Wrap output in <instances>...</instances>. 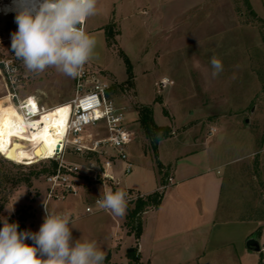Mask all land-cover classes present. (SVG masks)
<instances>
[{"label": "rangeland", "instance_id": "374dc122", "mask_svg": "<svg viewBox=\"0 0 264 264\" xmlns=\"http://www.w3.org/2000/svg\"><path fill=\"white\" fill-rule=\"evenodd\" d=\"M8 1L0 0L1 7ZM158 2L151 5L148 0H97V12L88 17L86 28L97 44L93 57L80 70V74L85 73L81 79L80 74L70 78L51 67L39 75L27 71L11 51V34L18 27L15 15L4 16L2 9L0 68L5 67L2 62H10L13 72H0V131L13 135L11 131L16 128L13 118L24 129L15 116L20 109L19 102L10 100L8 88L20 100L31 98L26 102L33 106L30 111L38 107L36 98L49 111L71 106L78 89L82 87L81 94H85L93 89L96 81L110 86L108 99L124 115L128 102L138 112L143 105L155 104L156 124L169 128L171 134H180L164 143V154L172 147L181 154L187 149L195 151L199 148L184 145L197 141V134H210L213 127L217 128L207 149L213 162L224 165L227 174L225 208L256 209L255 214L261 221L257 241L264 264V0ZM106 31H109L108 38ZM213 55L223 63V71L216 78L211 76L209 63ZM124 56L132 65V79ZM162 80L169 81L166 89L161 87ZM40 117L32 120L37 122ZM126 124L131 131L142 133L149 140V161L157 165L153 144L140 121L137 125L134 119L127 118ZM107 134L103 123L87 127L84 133L94 139H103ZM65 159L87 167L92 158L67 152ZM97 159V177L86 169L76 175L78 197L53 199L48 206L68 213L81 204L78 211L70 213L74 217L73 240L95 242L104 252L115 240L116 224L120 223L126 234L131 229L126 219L129 205L124 216H116L117 220L111 212L86 213V207L100 197L99 191L104 185L113 191L119 190L103 179V164ZM58 160L25 165L0 154V216L9 217V222H18L20 231L37 232L45 215L47 176L52 173V162ZM239 173L242 179L236 177ZM146 177L134 167L131 174L124 176L122 187H137L138 180ZM6 207H14L11 215ZM248 214L249 210L232 219Z\"/></svg>", "mask_w": 264, "mask_h": 264}, {"label": "crops", "instance_id": "0c3cea01", "mask_svg": "<svg viewBox=\"0 0 264 264\" xmlns=\"http://www.w3.org/2000/svg\"><path fill=\"white\" fill-rule=\"evenodd\" d=\"M148 2L151 5L159 4L158 0ZM87 23L88 18L82 25L85 31ZM128 103L125 119L132 118L138 125L139 112L132 110L131 102ZM127 127L130 130L128 124ZM217 132V128L213 127L210 134H197V141L184 145L186 148H199L195 151L187 149L181 154L172 147L169 153L164 154V143L180 135L170 134L158 145L155 165L149 161V140L142 133L134 131V142L128 148L130 162L133 169L136 167L138 173H145L147 177L138 180L137 187H122L123 178L128 175L125 173L127 165L118 162L109 171L115 178V182L110 184L118 182L116 187L119 190L133 191L144 197L158 191L163 192L164 197L158 208L143 214V233L139 240L134 234L123 232L120 223L116 224L115 240L104 251V264H130L127 252L137 245L140 264H262V251L254 252L248 248L251 240H259L261 221L255 214L256 209L246 206L225 208L227 174L224 165L213 162L211 152L207 149ZM236 177L242 179V174ZM104 187L110 188L107 185ZM80 206L78 204L71 211H78ZM247 210L248 215L232 219L234 215Z\"/></svg>", "mask_w": 264, "mask_h": 264}, {"label": "clouds", "instance_id": "9594fccd", "mask_svg": "<svg viewBox=\"0 0 264 264\" xmlns=\"http://www.w3.org/2000/svg\"><path fill=\"white\" fill-rule=\"evenodd\" d=\"M4 11L16 14L11 51L27 71L39 75L51 67L75 78L93 57L97 41L81 25L96 14L97 0H12ZM209 63L216 78L223 63L215 55ZM101 193L99 207L124 216L126 192L103 186ZM43 207L45 215L37 232L20 231L18 222L0 216V264H104L105 253L95 242L73 240L70 215L51 210L45 200ZM6 210L11 215L14 207Z\"/></svg>", "mask_w": 264, "mask_h": 264}, {"label": "built area", "instance_id": "2783aa9c", "mask_svg": "<svg viewBox=\"0 0 264 264\" xmlns=\"http://www.w3.org/2000/svg\"><path fill=\"white\" fill-rule=\"evenodd\" d=\"M2 64L5 65V67L0 68V72L2 70L7 74L13 72V67L10 62H2ZM84 76L85 73H81L79 77L81 79ZM168 86V80L161 81V87L163 89H166ZM109 89L110 86L107 84H104L101 81H96L93 89L87 91L85 94H81L83 88L80 87L76 98L70 102L72 110L68 123L66 142L57 154L50 158H58L59 164L56 172L47 176V204L53 199L63 201L67 199L68 196L78 197L80 192L75 177L76 175L81 174L83 169H86L88 173H95V177H97L99 163L98 161H95L96 158L101 160L103 164L102 176L107 182H115L114 176L109 171L113 170L118 162L126 163V174L132 172L133 165L130 162L128 148L134 142L135 133L128 129L125 115L108 99ZM8 91L10 100L12 102H19L18 108H20V111L25 115L26 119L38 118L48 110L42 106L36 98L38 105L37 112L30 113V107L33 106L31 103L26 102L31 98L26 97L25 99L20 100L16 93H11L9 88ZM99 123L105 124L108 133L105 138L94 139L91 135L88 137L84 135L87 127L96 126ZM67 152H73L81 156H91L92 159L89 160L87 167H82L81 165L69 163L65 159ZM169 182L172 183V179H170ZM115 185L118 186L119 183L117 182ZM124 192L127 194V207L136 202L139 198H144L141 194L133 191L125 190ZM98 199L99 197L86 207V213L88 215L103 212L110 213V211L103 210L99 207L97 203ZM66 214L70 215L74 220L72 214Z\"/></svg>", "mask_w": 264, "mask_h": 264}, {"label": "bare ground", "instance_id": "6f19581e", "mask_svg": "<svg viewBox=\"0 0 264 264\" xmlns=\"http://www.w3.org/2000/svg\"><path fill=\"white\" fill-rule=\"evenodd\" d=\"M11 3L12 0H9L3 7L0 5V11ZM3 15L16 14L13 11H4ZM85 22L86 20L82 23ZM71 110L72 106L54 108L46 111L35 122L32 119H23V114L18 109L15 116L24 125V129L13 135H6L0 131V154L10 161L25 165H33L52 158L66 142ZM36 112L37 109L30 111V113ZM32 126L38 128L33 130Z\"/></svg>", "mask_w": 264, "mask_h": 264}, {"label": "trees", "instance_id": "16d2710c", "mask_svg": "<svg viewBox=\"0 0 264 264\" xmlns=\"http://www.w3.org/2000/svg\"><path fill=\"white\" fill-rule=\"evenodd\" d=\"M108 32L109 31H106L107 38L109 37L107 34ZM124 58L128 65L129 74L132 79L133 77L132 65L130 64L126 56H124ZM139 116H140L139 121L141 123V126L145 131L147 137L151 140L155 154L157 156L158 145L163 139L170 136L171 134L170 129L161 128L156 124L154 119V108L151 105L141 106L139 109ZM12 121L14 122L13 124L16 125V128H14L11 131V134H16L21 132L22 131L21 126L17 124L15 118H13ZM58 164H59L58 162H54V161L52 162L53 170L52 173H50L49 175L56 172L58 168ZM163 197H164V193L158 191L144 198H139L136 202L129 205L128 214L126 218L128 223L127 225L131 229L130 234L133 233L137 240L141 238L143 233V222H142L143 214L149 211L150 209L158 208L162 203ZM127 258L129 259L130 264H140L138 245L128 250Z\"/></svg>", "mask_w": 264, "mask_h": 264}, {"label": "water", "instance_id": "95a60500", "mask_svg": "<svg viewBox=\"0 0 264 264\" xmlns=\"http://www.w3.org/2000/svg\"><path fill=\"white\" fill-rule=\"evenodd\" d=\"M248 248L254 252L262 251V248L257 240H251L248 244Z\"/></svg>", "mask_w": 264, "mask_h": 264}, {"label": "snow or ice", "instance_id": "6c2138e0", "mask_svg": "<svg viewBox=\"0 0 264 264\" xmlns=\"http://www.w3.org/2000/svg\"><path fill=\"white\" fill-rule=\"evenodd\" d=\"M39 154V153H38Z\"/></svg>", "mask_w": 264, "mask_h": 264}]
</instances>
